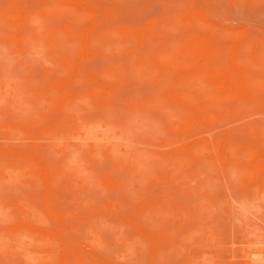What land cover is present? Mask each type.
Wrapping results in <instances>:
<instances>
[{
  "label": "rangeland",
  "instance_id": "obj_1",
  "mask_svg": "<svg viewBox=\"0 0 264 264\" xmlns=\"http://www.w3.org/2000/svg\"><path fill=\"white\" fill-rule=\"evenodd\" d=\"M0 264H264V0H0Z\"/></svg>",
  "mask_w": 264,
  "mask_h": 264
}]
</instances>
